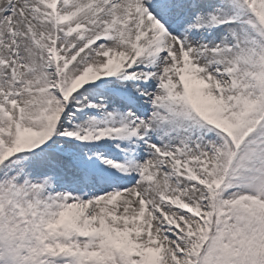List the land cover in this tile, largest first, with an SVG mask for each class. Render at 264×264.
<instances>
[{
	"label": "snow or ice",
	"instance_id": "1",
	"mask_svg": "<svg viewBox=\"0 0 264 264\" xmlns=\"http://www.w3.org/2000/svg\"><path fill=\"white\" fill-rule=\"evenodd\" d=\"M0 264H264V0H0Z\"/></svg>",
	"mask_w": 264,
	"mask_h": 264
}]
</instances>
